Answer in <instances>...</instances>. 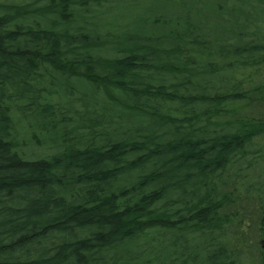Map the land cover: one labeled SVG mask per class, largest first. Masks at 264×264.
Returning <instances> with one entry per match:
<instances>
[{
    "label": "trees",
    "instance_id": "trees-1",
    "mask_svg": "<svg viewBox=\"0 0 264 264\" xmlns=\"http://www.w3.org/2000/svg\"><path fill=\"white\" fill-rule=\"evenodd\" d=\"M260 240L264 0L0 1V264H247Z\"/></svg>",
    "mask_w": 264,
    "mask_h": 264
},
{
    "label": "rangeland",
    "instance_id": "rangeland-1",
    "mask_svg": "<svg viewBox=\"0 0 264 264\" xmlns=\"http://www.w3.org/2000/svg\"><path fill=\"white\" fill-rule=\"evenodd\" d=\"M0 1H3V0H0ZM25 145H27V144H25ZM29 145V144H28ZM32 148V149H31ZM30 149V150H29ZM29 149H28V151H26L27 150V148L24 150V151H26V153L25 154H27V155H32V154H35L38 150H36L35 148H34V146L33 145H29ZM23 151V150H22ZM255 223V222H254ZM254 229H256V228H254ZM260 242H261V250L260 251H254V252H251V254H250V256H249V258H252V260H249L248 261V263L247 264H258L259 262H260V257H259V255H260V253H261V255L262 256H264V240L263 241H261L260 240ZM260 252V253H259Z\"/></svg>",
    "mask_w": 264,
    "mask_h": 264
}]
</instances>
